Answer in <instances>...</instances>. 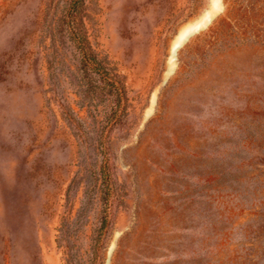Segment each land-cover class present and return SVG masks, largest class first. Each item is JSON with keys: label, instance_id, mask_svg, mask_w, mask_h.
Here are the masks:
<instances>
[{"label": "rangeland", "instance_id": "rangeland-1", "mask_svg": "<svg viewBox=\"0 0 264 264\" xmlns=\"http://www.w3.org/2000/svg\"><path fill=\"white\" fill-rule=\"evenodd\" d=\"M0 264H264V0H0Z\"/></svg>", "mask_w": 264, "mask_h": 264}, {"label": "trees", "instance_id": "trees-1", "mask_svg": "<svg viewBox=\"0 0 264 264\" xmlns=\"http://www.w3.org/2000/svg\"><path fill=\"white\" fill-rule=\"evenodd\" d=\"M76 41L79 48L80 60L78 70L80 72L88 74H97L101 77V83L103 87L108 89L109 94L114 97L115 103H120L124 93V88L118 84L117 80L111 75L110 71L104 65L98 54L95 52L91 45V42L84 36L79 35L76 37ZM85 79V77H84ZM83 78L78 81L77 86L79 88L89 87L90 82H85ZM228 235L222 236V245L226 244L224 240H227Z\"/></svg>", "mask_w": 264, "mask_h": 264}, {"label": "bare ground", "instance_id": "bare-ground-1", "mask_svg": "<svg viewBox=\"0 0 264 264\" xmlns=\"http://www.w3.org/2000/svg\"><path fill=\"white\" fill-rule=\"evenodd\" d=\"M198 27L196 26L195 28H192V29L188 30V33L185 36V40H188V38H190V36H192L193 34H196L200 30V28H198ZM182 45L183 44H182L181 40L176 42V44L174 45L173 51H172L173 59H176V57L178 56L179 50L181 49Z\"/></svg>", "mask_w": 264, "mask_h": 264}]
</instances>
